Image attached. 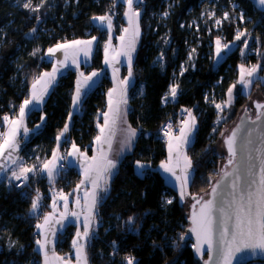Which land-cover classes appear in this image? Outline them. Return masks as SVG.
Returning a JSON list of instances; mask_svg holds the SVG:
<instances>
[{"label": "trees", "instance_id": "trees-1", "mask_svg": "<svg viewBox=\"0 0 264 264\" xmlns=\"http://www.w3.org/2000/svg\"><path fill=\"white\" fill-rule=\"evenodd\" d=\"M214 1L218 15H222L224 7L231 17L217 31L208 20V0H143L138 6L141 36L133 62L134 84L129 90L128 118L139 135L133 150L120 162L108 193L101 195L97 227L87 245L89 264H126V256L134 257L135 264H201L193 255L191 242L180 239L189 227L186 207L158 170L167 157V143L161 139L160 130L169 120L176 126L182 109L193 111L198 127L187 149L193 165L189 193L205 195L211 187L209 177L213 184L222 170L223 156L215 147L218 135L225 124L236 121L238 113L247 108L251 94L238 92L231 114L220 125L212 101L218 103L226 98L228 88L238 79L242 63L261 65L260 79L254 82L253 90L259 89L264 95V9L257 8L252 0ZM231 1L245 14L246 22L242 25L236 21L237 11L231 8ZM22 3L23 0L20 4L17 0H0V131L5 129L2 117L9 113L10 103L18 110L34 75L50 69L44 54L56 43L97 36L92 60L80 70L85 73L102 70L107 35L91 18L113 15L114 11H119L122 17L125 8L123 3L114 0H47L39 12H31ZM32 3L35 6L40 0ZM165 11L169 13L167 17L163 16ZM34 27L36 32L31 33ZM238 28L247 29L254 42L253 53L241 56L244 38L234 41ZM218 36L226 43L236 42L237 46L227 55L225 63L216 67L213 43ZM37 48L40 51L32 55ZM181 65L187 69L183 75ZM76 78V69L64 72L43 108L28 115L30 128L40 122L42 114L47 119L21 149L20 156L26 165L39 167L51 157L57 145L55 138L68 121ZM172 84L179 85L176 98L162 103ZM111 86L112 81L105 72L85 97L80 112L73 115L67 142L61 145L62 152L75 142L81 150L87 149L89 155L93 153L94 137L99 133L97 123H102ZM136 161L147 166L143 175L135 167ZM80 180V173L63 163L55 186L70 193ZM16 184L10 186L0 180V264H40V254L35 249L36 224L50 209V184L41 174L31 176L24 188H16ZM36 189L43 195L38 216L30 213ZM165 199H172L173 203L165 205ZM129 217L134 218L131 225L127 223ZM73 235L74 227L70 226L59 237L60 253L72 250Z\"/></svg>", "mask_w": 264, "mask_h": 264}, {"label": "snow or ice", "instance_id": "snow-or-ice-1", "mask_svg": "<svg viewBox=\"0 0 264 264\" xmlns=\"http://www.w3.org/2000/svg\"><path fill=\"white\" fill-rule=\"evenodd\" d=\"M21 0H17L20 4ZM78 2V0H77ZM126 5L124 16L128 20L129 27L123 28L124 33H131L130 37L126 39L124 35L118 37L121 41V49L115 52L111 48V35H109V41L104 45L106 65L111 66V61L116 56H126L128 63V76H132V53L135 51V42L140 34L139 18L141 15L139 5L143 3V0H122ZM255 2V0H254ZM47 3V0H40V3L33 5L32 0H23L22 7L30 10L31 12H39L42 7ZM259 5L264 6V0H259ZM115 3H113V8ZM235 11V5L234 9ZM169 13L165 11L164 17H167ZM215 13H208L209 19H212ZM229 12H224L222 18H216L215 24L221 25L223 21L230 20ZM39 22V17H36ZM93 21L99 22L103 27H106L109 34L112 33L113 24L112 16L105 14L101 16H93ZM238 19L241 23H245V14L239 12ZM184 27V25H181ZM36 28L31 29V33H35ZM249 36L247 29H237L234 41H241L243 39V49L248 48ZM96 37L93 36L90 40H72L58 42L53 47L47 49L46 55L52 59L56 58V63L53 65L51 72H43L32 78L31 87L29 89L28 96L19 105L18 115L9 117L4 115L2 121L6 126V131H0V174H7L10 170V175H6V179L10 182L20 181L15 185L16 188H24L31 176L39 175L40 173H46L47 179L50 183L54 184L56 177L60 174V168L57 166V161L65 160L71 156L74 161L80 163L84 179L80 181L76 189L73 192H79L82 186H90V190L85 187L83 196L82 212H85L84 220L82 223L79 221L80 213L69 212V196L72 193H64L61 190L57 195L60 200L63 201L64 212L61 214L60 221L61 227H63L62 221L68 220L69 217H74L78 228L76 231V238L73 239V247L76 249L77 264H87L86 244L92 237L94 231L93 224L97 221L98 207L102 199L101 193L107 194L109 191V181L111 180L114 170L117 169L118 161L116 157L120 156L125 149L131 151L134 140L137 136V129L128 125L127 129L123 130L126 135L119 142V148L115 152V155L110 158L109 154L112 153V140L115 136V126L117 121L127 123L126 109L122 112L121 105L127 104L126 90L129 84V79L125 78L118 82L116 88L110 89L108 92V112L103 113L104 123L103 126L97 123L99 134L94 137V144L97 147L93 148L95 153L91 157L87 155V149L81 150L75 142H71L70 151L64 154L57 155L60 148L62 139L67 142L66 133L69 132L70 122L72 120L73 112L68 113V122L64 124L62 130H60L56 136L57 147L53 149L52 157L49 160H45L37 167L36 164L27 166L22 158L17 155L20 146L21 130L23 136L27 137L30 131H38L44 122L46 121V115L40 116V123L35 126V129L30 130L25 124V118L29 111L36 106L43 105L45 97L49 94L50 89L56 83L57 74L60 72V68H67L69 65L66 61L71 54L72 66L79 72V78L76 82V88L72 96V108L78 109L82 103V98L85 94L84 89L93 82V78L98 77L99 73L96 71L91 72L90 75H85L84 72H80V62L77 60L79 53H83L84 57H90L92 52L93 41ZM259 40V38H257ZM167 43V41H165ZM215 55L217 58L222 54H226L231 50V45L226 42H222L218 36L215 40ZM241 49V56L245 55L244 50ZM40 49H35L32 55H36ZM110 52H115V55L110 56ZM195 52V49H192ZM57 53L63 54V59L57 57ZM161 60H163V53H161ZM192 59V54L189 53V60ZM118 62V61H117ZM60 65L58 68L56 65ZM261 65L255 64L250 67H246L243 63L239 65V77L236 83L232 84L227 90V99L216 103L215 100L212 103L215 105L218 113H223L225 108H230L234 102L235 95L233 90L237 84L242 86L245 95H248V90L253 84V79H260L257 76ZM187 69L181 65V75ZM118 71V69L116 70ZM82 78V79H81ZM123 87H120V86ZM178 84L169 86V92L162 98V103H167L169 96L174 100L178 94ZM251 99L250 96H248ZM207 97L205 100L207 102ZM253 105L256 109V118L251 120V124L255 127L246 132V143L241 147L242 153L240 159H237V137L243 130L241 126H237L231 134L225 139L224 143L228 150V164L224 165L227 168L229 165L235 164L231 171L221 170L219 179L216 183L212 184V178L209 177V185L211 186V199L205 200L203 197H197L186 192L187 187L192 182L191 169L193 167L191 158L182 151V149L192 143V136L196 131L197 117L193 115L190 109H182L187 116L181 120V127L177 134L173 133V125L169 123L166 126L165 135L168 139V160L161 162L160 168L165 173L175 177L179 185V195L181 202L185 201L186 196H190L194 203L191 205L192 212L190 214L192 227L188 229L189 232L195 235L196 244L193 246L197 255L203 257L205 250L207 251L208 260L205 264H232V260L236 253L243 250H251L255 252L259 250L264 252V148L255 149L261 152L260 157V174L259 181L256 183L255 191H250L247 187L242 188L239 184L241 175H251V170L255 165L251 162L250 147L254 141L252 140L253 132L260 127L257 121L264 123V102L253 101ZM245 115H248L249 110L245 108ZM111 114V116H109ZM221 117L218 116V121ZM242 124H246L243 117L241 118ZM215 131V129H213ZM223 135V133H221ZM261 144H264V134L258 135ZM105 145L107 146L105 148ZM247 149V157L243 155ZM39 159V158H37ZM175 160V164L172 161ZM181 160L183 162L180 174L177 173L176 168L180 167ZM71 163V161H69ZM135 167L140 170V174L143 175V169L147 166L140 161L135 162ZM231 180L228 183H224L228 178ZM255 182V181H252ZM219 190V191H218ZM244 193V194H242ZM41 195L39 189H36V195L31 199L30 213L36 214L40 211L41 207ZM203 201V203H201ZM75 203L81 204V199L76 198ZM172 199H165V205H171ZM197 204L200 205L197 210ZM53 209L57 207V200L53 199ZM43 224L37 223L36 228L39 231L43 239H37L36 244L39 250L44 255V264L48 262V245L52 243L49 240L48 233L55 235L52 232L51 225L53 222V213H48L43 216ZM127 223L129 225L134 223V218L129 217ZM80 228L83 230L81 231ZM181 240L184 239L182 234ZM14 246V243L10 247ZM206 246V249H205ZM53 255H55L53 251ZM59 259V258H57ZM126 264H135V258L126 256L124 257Z\"/></svg>", "mask_w": 264, "mask_h": 264}, {"label": "crops", "instance_id": "crops-1", "mask_svg": "<svg viewBox=\"0 0 264 264\" xmlns=\"http://www.w3.org/2000/svg\"><path fill=\"white\" fill-rule=\"evenodd\" d=\"M252 1H253V0H252ZM253 3H254V5H255L257 8H260V7H258V6L256 5V1H255V2L253 1ZM261 7H263V6H261ZM124 9H125V8H124ZM260 9H264V8H260ZM123 13H124V11H123ZM123 13H122V19H123V27H122V29H123V28H126V23H125V20H124ZM92 22H93V24H94L95 26H97L98 28H100L101 30H104V31L106 32L107 39H106L105 44L109 41V35H111V48L114 49L115 52H118V51H120V49H121V41L118 39V37L124 35V36L126 37V39H127V38H129L130 35H131V33H127V34L124 33V32L122 31V29L117 30V29L115 28V23H114V18H113V16H112L113 30H112V33H111V34H109L107 28L101 26V25L99 24V22H97V21H93V20H92ZM140 30H141V28H140ZM140 36H141V31H140L139 37L136 39V42H135V51L132 53V76H131V77L128 76V63H127V57H126V56H122V55H121V56H116L115 59L111 61V66H109V65H106V64L104 63V60H105V52H104V56H103V66H104V68H103L102 70H93V71L98 72V73H99V76L93 78V82L90 83L89 86H88L87 88L84 89L85 94H84V96H83V98H82V103L80 104V106L78 107V109H75V110H74V109L72 108V102H71V106H70V111L73 112V115H74L75 113L80 112L85 97H86L87 94H88V93H89V92H90V91H91V90H92V89L98 84V82H99L100 79L103 77V75L105 74V72L108 73V75H109V77H110V79H111V81H112V86H111L110 89L116 88V87L118 86V82H119L120 80H123V79H125V78H128V79H129V84H128V86H127V90H126L127 104H126V105H121L122 112H123L125 109H126V111H127V115H126V121H127V123H123L122 121H117V124H116V126H115V136L113 137V140H112V148H113V151H112V153L109 154L110 158H111L112 156L115 155V152H116V151L118 150V148H119V142H120V140L123 139V137L126 135V132L123 131V130L127 129L128 125H131L130 122H129V118H128L129 107H130V106H129V90H130L131 86L134 84L133 62H134V58H135V54H136L137 47H138L139 42H140ZM95 37H96V40L93 41L92 52H91V54H90V57H88V58L84 57V55H83L82 52L79 53V55L77 56V60L80 62V67H81L82 65H87V64H89V63L91 62L92 57H93L94 52H95L96 47H97V43H98V37H97V36H95ZM91 38H92V37H90V38H84V39H74V40H90ZM70 41H72V40H70ZM70 41H69V42H70ZM229 44L231 45V50H230V51H227L226 54H224V56H223V54H222V56L218 58V61H219V63H221V64H224V63H225L226 58H227V55H228L233 49H235V47H236V43H235V42H232V43H229ZM52 47H53V46H52ZM115 52H110V56H111V55H115ZM46 53H47V50H46V52H45V54H44V58H45L46 61L50 62L51 67H50L49 70H45V71H42V72H40V73H43V72H51V71H52V68H53V65L56 63V58H52V59H50V58L46 55ZM57 57H58L59 59H63V58H64L62 53H57ZM215 59H216V58L214 57V60H215ZM117 61H118V62H117ZM66 63L69 65V67H67V68H60V65H58V64L56 65L58 68H60V72L57 74L56 83H57L59 77H60L64 72H66L68 69H75V67L72 66V57H71V54L69 55V58H68V60L66 61ZM221 64H220V65H221ZM220 65H219V66H220ZM117 69H118V71H116ZM79 71H80V72H84V71L80 70V68H79ZM93 71H91V72H93ZM91 72H88V73H85V72H84V73H85V75H90ZM40 73H39V74H40ZM257 76H259V71H258V73H257ZM238 77H239V74H238ZM78 78H79V72L77 71L76 82H77V79H78ZM81 79H82V78H81ZM255 81H256V79L254 78V79H253V84H254ZM56 83H55V84H56ZM55 84H54V86H55ZM253 84L251 85V87H253ZM54 86H53V87H54ZM30 87H31V85H30ZM30 87H29V89H30ZM53 87L50 89L49 94L45 97V100H44L43 105H40V106H36V107H34L32 110L29 111L28 115H29L30 112H32L33 110H40V109L43 108V106L45 105V103H46V101H47V99H48V97H49V95H50V92L52 91ZM120 87H123V86L121 85ZM251 87H250V91L248 92V94H249V93L251 92V90H252ZM75 88H76V84H75V87H74V91H75ZM110 89H109V90H110ZM109 90H108V92H109ZM108 92H107V106H106V110H105V112H108ZM28 94H29V90H28ZM28 94H27V96H28ZM73 94H74V92H73ZM72 96H73V95H72ZM234 100H235V99H234ZM18 109H19V108H18ZM105 112H104V113H105ZM192 113H193V111H192ZM17 115H18V110H17L15 116H17ZM28 115H27L26 118H25V124H26L27 127H28V125H27V117H28ZM193 115H195V114L193 113ZM109 116H111V114H109ZM186 116H187V114H186ZM10 118H11V117H10ZM72 118H73V116H72ZM67 122H68V121H67ZM39 123H40V122H39ZM39 123H38V124H39ZM44 123H45V122H44ZM103 123H104V116H103V120H102V123H101L102 126H103ZM71 124H72V120H71V122H70V127H71ZM36 125H37V124H36ZM36 125H35V126H36ZM43 125H44V124H43ZM43 125H42V127H43ZM35 126H34L33 128H30V127H28V128H29L30 130H32V129H35ZM181 126H182V125H181V122H180L179 125H178V127H177V129H176L175 132H173V133H174V134H177V133L179 132V128H180ZM42 127H41V128H42ZM197 127H198V121H197V124H196V131H197ZM41 128H40L38 131H30L27 137H24V136H23V131L21 130V136L18 137V139H20L19 151H18V153H17L18 156H20V152H21V149H22V147L24 146V144L27 143L29 140H31V139H32V138H33V137H34V136H35V135L41 130ZM6 130H7V129H6V126H5L4 131H6ZM69 131H70V128H69ZM196 131H195L194 135H193L192 138H191V139H192V143H193V141H194ZM98 134H99V133H98ZM138 135H139V132L137 131V136H136V139H135L134 142H133V145H132V149H131V151L133 150V148H134V146H135V143H136V140H137V138H138ZM68 136H69V132L66 133V137H67V138H68ZM168 139H169V137L166 138V143H167V145H168ZM63 141H64V140L62 139V141H61V143H60V148H59V151H58V154H60V155L66 153L67 151H70V148H69V150H67L66 152H62V150H61V145H62ZM192 143H191V144H192ZM191 144H189L188 146H186V147H184V148L182 149V151L185 152L188 156H189V154H188L187 149H188V147H189ZM56 147H57V145H56ZM56 147H55V148H56ZM94 147H97V145L94 144L93 148H94ZM106 147H107V146L105 145V148H106ZM131 151L125 149V151H124L120 156L116 157V159H117V161H118L117 169H118V166H119L120 162L122 161V159H123L127 154H129ZM94 154H95L94 152H93L91 155H89V154L87 153V155H88L89 157H91V156L94 155ZM20 157H21V156H20ZM189 157H190V156H189ZM21 158H22V157H21ZM22 160H23V162L26 164L24 158H22ZM167 160H168V146H167V157H166V159H165L164 161H167ZM69 161H71V163H69ZM164 161H163V162H164ZM63 163H65L68 167H74V168L80 173V175H81V180L84 179V176H83V173H82V168H81V166H80V163L74 161L73 158H72L71 156L67 157V159H65V160H60V162H58V166H59V168H60V172H61L62 164H63ZM172 163L175 164V160H173ZM160 164H161V163H160ZM160 164H159V166H158V170L160 171V173H161V174L163 175V177L165 178L167 184H169L171 187H173V189L177 192V194H178V198H179V200H180V195H179V185H178V182L176 181L175 177L171 176V175L168 174V173H165V172L163 171V169L160 168ZM182 164H183V162H182V160H181V165H180V167H177V168H176V171H177L178 174H180V172H181ZM27 166H28V165H27ZM117 169L114 170V174L116 173ZM139 171H140V170H139ZM190 171H191L192 176H193V167H192V169H191ZM40 174L43 175V176H45L43 173H40ZM114 174H113V176H114ZM6 175H10V170H9V172H8L7 174H0V180H2V181H6V182H9V181L6 179ZM59 175H60V174H59ZM59 175H58V177H59ZM113 176H112V177H113ZM45 177H46V176H45ZM46 179H47V178H46ZM111 179H112V178H111ZM81 180H80V181H81ZM110 181H111V180H110ZM110 181H109V183H110ZM12 182H14V181H12ZM9 183H10V182H9ZM79 183H80V182H79ZM79 183H78V184H79ZM78 184H77V185H78ZM77 185H76V187H77ZM76 187H75L74 189H76ZM85 187H87V188L90 190V186L85 185V186H82V187H81V189H80L79 192H73V191L70 192V193H72L71 196H73V197H72L73 199H75L76 196L79 197V198L81 199V204H80L81 208H82V205H83V196H84V190H85ZM74 189H73V190H74ZM186 192L189 193V186L187 187ZM102 194H103V193H101V195H102ZM188 198H189V196H186L185 200L188 199ZM180 202H181V200H180ZM184 202H185V201H184ZM184 202H181V203H182V204H185ZM260 263L264 264V261H263V262H260Z\"/></svg>", "mask_w": 264, "mask_h": 264}, {"label": "rangeland", "instance_id": "rangeland-1", "mask_svg": "<svg viewBox=\"0 0 264 264\" xmlns=\"http://www.w3.org/2000/svg\"><path fill=\"white\" fill-rule=\"evenodd\" d=\"M254 1V0H253ZM256 1V5L258 6V7H260V8H264V6L263 7H261L260 5H259V0H255ZM207 4H208V7H207V11H206V13L208 14V13H215V16L212 18V19H209V17H208V20H210V26H211V28L213 29V30H215V31H217V30H219L220 29V27H221V25H216L215 24V19L216 18H222V16H223V13L224 12H226L227 10H225L224 9V7H222L221 9H222V15L220 16V15H218L217 14V9H216V1H214V0H208V2H207ZM234 5H235V10L237 11L236 12V14H235V18H236V21H237V23L239 22V24L241 23L240 22V20L238 19V15H239V12H241L242 10H240V8H239V6H238V4L236 3V2H234V1H231V8L232 9H234ZM126 5H125V9H126ZM125 9H124V11H125ZM228 12V11H227ZM243 12V11H242ZM108 15H110V16H112L111 15V13H107ZM123 16H124V13H123ZM141 16V15H140ZM124 20H125V23H126V27H129V24H128V20H127V18L124 16ZM243 23H241V25H242ZM139 27H140V18H139ZM238 29H240V28H238ZM141 31V30H140ZM247 39H248V48L247 49H243V46H242V49L244 50V52H245V54L246 55H248L249 53H253L254 52V50L253 49H251V46H252V44L254 43V42H252V39H251V36L249 35L248 37H246ZM245 39V38H244ZM222 40V42H224V40L223 39H221ZM236 43V42H235ZM236 46H237V43H236ZM215 41H214V43H213V52H214V57L216 58L215 60H214V66H216V67H218L221 63H219V61H218V58L216 57V55H215ZM241 53V52H240ZM223 56H224V54H223ZM209 61H210V58H208L207 59V62L209 63ZM222 65V64H221ZM251 65H249V66H246V67H250ZM258 77H260V75L258 76ZM200 79H202V77H199ZM257 80V79H256ZM173 85V84H172ZM252 88V90H251V92L249 93V94H251V99H252V97L256 94V93H259L260 94V96L262 97V98H264V95L260 92V90L259 89H255V90H253V87H251ZM250 91V88H249V90H248V92ZM233 92H234V95H235V97H236V94L238 93V92H242V93H244L243 92V89H242V86L241 85H239V84H237V86H236V88L233 90ZM168 99H172L171 98V96H169V98ZM227 99V93H226V98L224 99V100H226ZM251 99H249V103L247 104V109L249 110V113H250V111H251V106H250V101H251ZM173 100V99H172ZM221 102V101H220ZM220 102H218V103H220ZM234 103V102H233ZM232 107H233V104H232V106L230 107V108H225L224 109V111H223V113H218V116H220L221 118L219 119V121H218V117H217V124L218 125H220V124H222L225 120H227L228 119V117H229V115L231 114V112H232ZM217 110V109H216ZM238 115H239V113H238ZM238 115H237V117H238ZM235 122L236 121H234L233 123H229V124H225L224 125V127L221 129V131H220V133H219V135H218V138H217V142H216V145H215V147H216V150H217V152L219 153V155H221V156H223V160H222V163L221 164H223L224 163V161H226V159H225V155H224V147H223V143L221 142L222 141V137L224 136V134L227 132V131H229L230 129H231V127L235 124ZM178 125H179V123H177L176 124V126H175V128L177 129V127H178ZM175 129V130H176ZM175 132V131H174ZM221 133H223V135H221ZM59 151V150H58ZM57 155H60V154H58V152H57ZM51 157H52V155H51ZM51 157L49 158V159H51ZM49 159H47V160H49ZM58 162H60V161H57L56 163H57V166H58ZM58 168H59V166H58ZM45 176H46V173H43ZM46 178H47V176H46ZM57 178H58V176L56 177V180H57ZM55 180V181H56ZM47 181H48V183L50 184V187H49V189H48V196L50 197V203H49V210L47 211V212H45L43 215H42V217H41V219L38 221V223H40V224H43V216L45 215V214H48V213H53V222H52V225H51V229H52V232H54L55 233V235L53 236L51 233H48V236H49V240L50 241H52V243H50L49 245H48V262H49V264H77V258H76V249L73 247V243H72V250L70 251V252H68V253H60L58 250H57V242H58V240H59V237L65 232V230L68 228V227H70V226H72V227H74V235H73V237H72V241L71 242H73V239H75L76 238V231H77V228H78V224L76 223V221H75V218L74 217H69V219L68 220H64V221H62V223H63V227H61V223H57V221H60V218H61V214L64 212V208H63V201L62 200H60L59 199V197H58V193L61 191V190H63V189H60V188H57L56 186H55V183L54 184H52V183H50L49 182V180L47 179ZM9 183V182H8ZM11 183H20V181H14V182H11ZM63 192L64 193H66L67 194V192H65L64 190H63ZM69 193V192H68ZM41 197H42V199H41V207H40V211L38 212V213H36V214H34V215H36V216H38L39 214H40V212H41V210H42V202H43V195L41 194ZM73 196H69V201H70V203H69V206H68V208H69V212H77V213H80V216H79V221H80V223H82L83 222V220H84V215H85V212H82V208H81V206L80 205H77L76 203H75V200H76V198H77V196L75 197V199H73L72 198ZM56 199L57 200V207L55 208V210L53 209V207H52V204H53V199ZM192 202V200H191V197L189 196V198L188 199H186L185 200V207H186V212H187V214H188V212H189V209H190V203ZM96 227H97V221L93 224V228H94V231L92 232V236L94 235V232H95V229H96ZM80 230L82 231L83 229L82 228H80ZM36 234H37V239H43V237L40 235V233H39V231L37 230V228H36ZM36 239V240H37ZM88 243H89V241L87 242V244H86V249H85V251H86V254H87V245H88ZM35 249L37 250V252L40 254V264H44V255H43V253L39 250V248H38V246H37V244H36V242H35ZM53 251H54V253H55V255H53ZM57 258H59V259H57ZM87 264H89V262H88V257H87ZM250 264H262V263H260V262H253V263H250Z\"/></svg>", "mask_w": 264, "mask_h": 264}, {"label": "water", "instance_id": "water-1", "mask_svg": "<svg viewBox=\"0 0 264 264\" xmlns=\"http://www.w3.org/2000/svg\"><path fill=\"white\" fill-rule=\"evenodd\" d=\"M253 101H260V102H264V98H262L260 96L259 93H256L251 101H250V106H251V111L250 113L248 112V115H245V109L241 112V114L238 116V119L236 120L235 124L231 127V129L229 131H227L224 136L222 137V143H223V147H224V155H225V159L226 161H224L223 164H221V169H223L224 171H231L233 167H235L236 165H229L227 168H224V165L228 164V150H227V146L225 145L224 141L225 139L231 134V132L237 128V126H241L242 127V131L238 134L237 137V159L239 160L242 153L240 152L241 147L246 143V132L248 130H251L252 128H254L255 126L251 124V120L256 118V109L253 105ZM244 118L246 121H248L246 124H242V120L241 118ZM262 120H264V118H262ZM257 124L260 125V127L256 130V132H253L252 135V140L254 141V143L250 146L252 148L251 151V162L255 165V167L252 168L251 170V175H241V179L239 181V184L242 188L247 187L250 184V187L248 188V190L250 191H255L256 189V183H258L259 181V174H260V157L262 155L261 152L256 151L255 149L257 148H264V144H261L260 139H258V135L260 134H264V123H262L261 121H257ZM247 149H245V152L243 153V155L245 157H247ZM220 173L222 174V172L220 171ZM219 175L217 176L216 180L214 181L213 185L216 183V181L219 179ZM231 180V177L228 178V180H226L224 183H228ZM255 181V182H252ZM219 191V190H218ZM211 187L208 190V192L205 195H196L198 198L199 197H203L205 200L207 199H211ZM244 194V193H242ZM194 203V201H192L190 203V209L188 212V217H187V221L189 224V227H192L191 224V219H190V214L192 212V207L191 205ZM201 203H203V201H201ZM200 205L197 204L196 208L197 210H199ZM184 240L185 241H190L191 245H192V251H193V255L194 257L199 260L201 262V264H205V261L208 260V255H207V251L205 250V254L203 255V257L197 255V253L194 250V245L196 244V237L194 234H192L191 232L187 231L186 235L184 236ZM206 249V246H205ZM264 261V252H260L259 250H256L255 252L251 251V250H243L241 252H238L235 254L233 260H232V264H250L253 262H263ZM214 264V262H213Z\"/></svg>", "mask_w": 264, "mask_h": 264}, {"label": "built area", "instance_id": "built-area-1", "mask_svg": "<svg viewBox=\"0 0 264 264\" xmlns=\"http://www.w3.org/2000/svg\"><path fill=\"white\" fill-rule=\"evenodd\" d=\"M114 2H122V0H114ZM113 18H114V23H115V28L117 30L122 29L123 27V19L120 16V12L119 11H114L113 13ZM39 75V73H36L34 76ZM17 110H16V105L14 103H10L9 105V113L7 114L9 117H14L16 114ZM186 117V113H184L183 111H181L177 117V123H180L182 119H184ZM171 123L173 125V132L175 131V126H174V121L173 120H169L168 122H166L161 130H160V135H161V139L162 140H166L167 136L165 135V130H166V126Z\"/></svg>", "mask_w": 264, "mask_h": 264}]
</instances>
